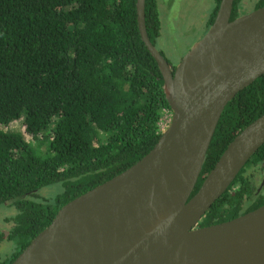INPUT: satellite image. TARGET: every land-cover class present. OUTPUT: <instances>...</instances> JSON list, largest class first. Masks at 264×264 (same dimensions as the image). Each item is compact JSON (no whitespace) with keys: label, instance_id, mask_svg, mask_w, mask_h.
<instances>
[{"label":"trees","instance_id":"obj_1","mask_svg":"<svg viewBox=\"0 0 264 264\" xmlns=\"http://www.w3.org/2000/svg\"><path fill=\"white\" fill-rule=\"evenodd\" d=\"M243 3L234 0L231 19L251 11ZM262 6L259 0L253 9ZM145 12L156 45L159 0H146ZM165 110L172 112L140 33L137 0H0V207L12 211L0 241L15 245L0 264H11L66 203L148 154L161 137ZM263 114L264 75L226 105L192 196L234 138ZM21 118L31 141L3 128ZM255 165L264 170V145L200 227L264 205V193L254 199L257 187L247 176ZM56 183L63 193L39 194Z\"/></svg>","mask_w":264,"mask_h":264},{"label":"water","instance_id":"obj_2","mask_svg":"<svg viewBox=\"0 0 264 264\" xmlns=\"http://www.w3.org/2000/svg\"><path fill=\"white\" fill-rule=\"evenodd\" d=\"M215 20L172 69L151 41L146 0L139 29L164 78L172 110L155 147L134 165L60 208L11 264H264V205L200 227L264 145V114L228 145L192 196L226 105L264 75V6Z\"/></svg>","mask_w":264,"mask_h":264},{"label":"rangeland","instance_id":"obj_3","mask_svg":"<svg viewBox=\"0 0 264 264\" xmlns=\"http://www.w3.org/2000/svg\"><path fill=\"white\" fill-rule=\"evenodd\" d=\"M254 0H245L250 4ZM245 3V4H246ZM215 6V0H159L161 14V35L157 38L156 47L163 52L171 66H177L191 47L201 39L208 31L207 19ZM173 113L166 112L163 122V130L167 128ZM5 130L24 133L26 132L24 118L3 127ZM247 176H252L256 185H260L264 179V170L260 165H255L247 170ZM64 184L56 183L43 188L39 194L46 198H55L63 193ZM8 208L0 207V230L5 228L6 217L11 214ZM15 250L14 243L0 241V260L8 257Z\"/></svg>","mask_w":264,"mask_h":264},{"label":"flooded vegetation","instance_id":"obj_4","mask_svg":"<svg viewBox=\"0 0 264 264\" xmlns=\"http://www.w3.org/2000/svg\"><path fill=\"white\" fill-rule=\"evenodd\" d=\"M259 0H254V1H252V2H250V4H248V3H246L245 2V0H244V5H243V9H251V11H253V10H255V9H253L255 6H256V3L258 2ZM246 3V4H245ZM215 6H216V0H215ZM214 6V7H215ZM214 9V8H213ZM213 11V10H212ZM250 11V12H251ZM212 13V12H211ZM249 13V12H248ZM210 16H211V14L209 15V18L207 19V21H206V23H207V26H208V21H209V19H210ZM161 27H162V24H161ZM210 27L208 26V29H209ZM172 67V69L173 70H175V68H176V66H171ZM249 178H250V180L252 181V183L257 187V193L253 196V198L255 199L258 195H259V193H264V179H263V181L261 182V184L260 185H256L255 184V181L253 180V178H252V176H249Z\"/></svg>","mask_w":264,"mask_h":264},{"label":"built area","instance_id":"obj_5","mask_svg":"<svg viewBox=\"0 0 264 264\" xmlns=\"http://www.w3.org/2000/svg\"><path fill=\"white\" fill-rule=\"evenodd\" d=\"M166 112H169V111H168V110H165V111H164V116H165V113H166ZM171 113H172V112H171ZM164 118H165V117H163V119H162V121H161V128H162V130H163V127H164V126H163ZM171 120H172V118H171ZM171 120H170L169 124L171 123ZM168 126H169V125H168ZM168 126H167V127H168Z\"/></svg>","mask_w":264,"mask_h":264}]
</instances>
